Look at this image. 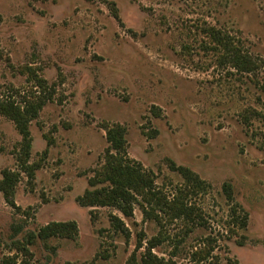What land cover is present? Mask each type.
I'll use <instances>...</instances> for the list:
<instances>
[{"label":"rangeland","instance_id":"obj_1","mask_svg":"<svg viewBox=\"0 0 264 264\" xmlns=\"http://www.w3.org/2000/svg\"><path fill=\"white\" fill-rule=\"evenodd\" d=\"M214 32L254 69H239ZM0 101L45 103L29 123L27 170L23 138L0 114V180L20 174L17 208L0 191V264H126L140 235L138 258L165 237L153 253L174 264H264V0H0ZM114 124L169 199L185 187L171 161L204 181L193 221L79 204ZM62 222L76 223L73 239L39 237Z\"/></svg>","mask_w":264,"mask_h":264},{"label":"trees","instance_id":"obj_2","mask_svg":"<svg viewBox=\"0 0 264 264\" xmlns=\"http://www.w3.org/2000/svg\"><path fill=\"white\" fill-rule=\"evenodd\" d=\"M114 6V5H113ZM115 11V7L113 8ZM212 38L219 47L223 48L227 55L231 56L239 69L252 71L254 65L245 58L236 48H232L229 40L220 32L212 33ZM45 103L37 101L27 107H20L12 101H0V114L11 119L21 134L23 141L21 144V163L24 170L29 161L31 150V137L29 123L37 117L38 111ZM107 142L109 147L105 153V163L99 171L89 180L90 189L86 190L78 198V202L83 207H111L119 210L126 219L133 216L135 206H138L144 218L160 223L165 216L171 221L194 220V207L189 205L192 195H198L205 191L206 184L203 180L187 167L178 166L170 162V169L178 173L185 187L169 199L156 185L155 174L146 170L141 164L130 159L127 153L126 130L121 125H111L106 127ZM0 180V191L3 193L5 202L12 208H17L15 201V189L20 178L18 172L5 170ZM226 196L233 200V191L230 184L224 185ZM248 215L242 211V217L236 219L240 228L247 226ZM111 224L113 229L129 238L130 231L125 222L119 217L112 216ZM78 233L75 222L52 223L39 232L42 239L60 235L73 239ZM143 236L140 235L134 252L129 257L126 264H174L172 259L159 257L153 250L165 242L166 238L154 237L148 241L146 251L138 258L137 252L143 246ZM210 257L211 252H199L195 257ZM233 264V263H230ZM234 264H237L235 261Z\"/></svg>","mask_w":264,"mask_h":264}]
</instances>
